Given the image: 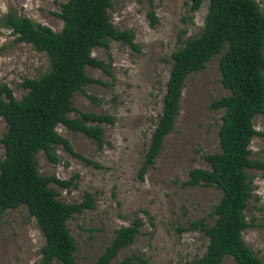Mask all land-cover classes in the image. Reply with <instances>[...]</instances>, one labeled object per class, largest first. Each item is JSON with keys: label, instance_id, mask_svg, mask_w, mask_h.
Wrapping results in <instances>:
<instances>
[{"label": "rangeland", "instance_id": "obj_1", "mask_svg": "<svg viewBox=\"0 0 264 264\" xmlns=\"http://www.w3.org/2000/svg\"><path fill=\"white\" fill-rule=\"evenodd\" d=\"M64 1L0 0V17L11 11L58 31L62 21L54 13ZM256 1L264 12V0ZM110 2L107 12L112 25L131 31L137 49L117 40H110L107 48H93L91 55L103 61L108 73L86 66V75L99 82L74 92L71 104L75 111L106 113L113 122L100 124L101 148L83 134L57 125L55 131L90 163L56 146L59 161L52 164L39 151L35 154L37 170L43 176L72 179L74 186L68 188L49 183L58 192L57 198L65 203L81 200L85 192L92 195L93 209L73 214L66 221L76 245L77 264H91L114 230L130 224L135 216L142 224L133 242L120 249L113 261L130 256V264H187L204 252L207 237L198 229L177 228L198 218L212 223L209 211L220 197L214 186H180L191 168L208 169L202 156L219 149L217 129L221 110L208 107L212 99L228 93L219 82L218 55L186 76L171 131L163 138L154 163L141 179L137 171L161 110L170 53L182 40L199 33L206 2L194 12L188 11L184 0ZM149 10L156 18L153 24L147 15ZM47 68L43 53L35 51L29 43L15 42L14 35L0 26V84H6L15 99L25 92L19 86L24 77H37ZM68 116L77 113L71 111ZM252 125L257 134L250 140L249 158L260 162L262 168L246 169L252 192L244 209L247 226L241 237L264 263V115H255ZM4 130L0 118V137ZM2 153L0 144V160ZM142 209L150 219L142 214ZM42 243L34 220L23 205L2 214L0 264H34ZM220 264L234 261L224 256Z\"/></svg>", "mask_w": 264, "mask_h": 264}, {"label": "trees", "instance_id": "obj_2", "mask_svg": "<svg viewBox=\"0 0 264 264\" xmlns=\"http://www.w3.org/2000/svg\"><path fill=\"white\" fill-rule=\"evenodd\" d=\"M184 2L189 12L206 2L203 25L197 35L185 38L170 53L161 110L137 175L141 179L154 163L163 138L172 129L186 76L202 69L209 59L218 55L219 82L228 93L212 99L208 107L221 110L217 129L219 149L202 156L208 169L191 168L180 186H214L220 191V197L209 211L212 223L198 218L177 230L198 229L207 237L204 252L187 264H220L224 256H230L234 264H264L241 237L247 226L244 209L252 192L246 169L262 168L260 162L249 158V143L257 134L252 125L253 117L264 115V12L256 0ZM110 4V0H65L54 13L62 21L58 31L11 11L0 17V26L14 35L15 42L29 43L35 51L43 53L48 62V68L39 76L22 79L19 86L25 92L20 99L14 98L6 84H0V118L5 126L0 137L3 150L0 217L7 209L20 205L26 208L43 238L34 264H77L76 245L66 221L73 214L94 207L88 192L79 201L59 200L58 192L49 183L68 188L74 186L72 179L40 175L35 154L42 151L47 161L56 164L59 158L55 149L60 146L72 157L90 163L55 131L59 124L83 134L101 148L100 124H110L113 118L106 113L75 111L71 98L74 92L82 91L83 86L99 82L86 75V66L108 73L103 61L91 55L93 48H107L110 40H117L137 49L131 31L118 30L112 25L107 12ZM147 15L153 24L156 21L153 11L149 10ZM71 111L77 116L69 117ZM141 212L150 219L145 209ZM141 224L140 218L135 216L130 224L116 228L91 264H130V256L121 261L113 259L120 249L133 242Z\"/></svg>", "mask_w": 264, "mask_h": 264}]
</instances>
